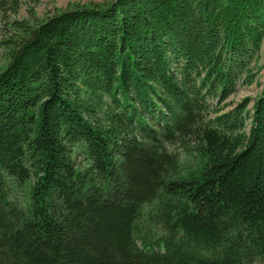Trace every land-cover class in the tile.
Here are the masks:
<instances>
[{
	"label": "trees",
	"instance_id": "trees-1",
	"mask_svg": "<svg viewBox=\"0 0 264 264\" xmlns=\"http://www.w3.org/2000/svg\"><path fill=\"white\" fill-rule=\"evenodd\" d=\"M30 17L1 41L0 264H264V86L223 105L259 84L264 0Z\"/></svg>",
	"mask_w": 264,
	"mask_h": 264
},
{
	"label": "rangeland",
	"instance_id": "rangeland-1",
	"mask_svg": "<svg viewBox=\"0 0 264 264\" xmlns=\"http://www.w3.org/2000/svg\"><path fill=\"white\" fill-rule=\"evenodd\" d=\"M111 0H19L18 7L14 11L12 9V2L0 7V71H2L8 61L9 57L6 50L1 46V41L8 38L13 33V23L15 21L28 20L31 21V12L34 11L38 21L46 19L53 14L60 11H64L70 7L77 5H92L108 2ZM33 22V21H31ZM260 59L256 66L258 69V83H254L248 87H239L237 92L230 95L229 98L223 103L226 104L227 109L237 105L244 98L251 97L256 98L262 92L264 86V40L262 42L260 50ZM214 105H217V101H213ZM193 144V143H192ZM191 143L184 146L180 143L175 145H168V149L172 153H176L179 159V172L183 174L189 171L191 168L197 167L198 162V147ZM77 165L79 167H85L87 164V156L83 151H77L75 153Z\"/></svg>",
	"mask_w": 264,
	"mask_h": 264
}]
</instances>
